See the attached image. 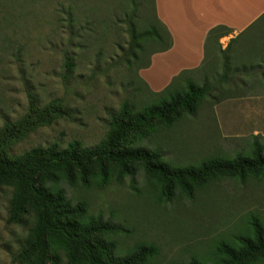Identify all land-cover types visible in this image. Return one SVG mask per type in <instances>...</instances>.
I'll return each mask as SVG.
<instances>
[{
  "label": "rangeland",
  "instance_id": "374dc122",
  "mask_svg": "<svg viewBox=\"0 0 264 264\" xmlns=\"http://www.w3.org/2000/svg\"><path fill=\"white\" fill-rule=\"evenodd\" d=\"M129 13L127 0H0V132L24 118L31 103L43 108L55 102L63 111L49 125L15 138L8 148L11 156L51 144L93 147L104 139L111 115L124 101L136 109L151 104L155 97L137 76L155 49L144 48L130 69L125 64L132 51ZM208 68L209 48L189 79L206 84ZM215 100L211 90L195 114H183L168 128L159 124L135 145L158 151L164 161L180 167L214 155H250L251 140L244 132L216 120ZM64 188L74 202L87 204L89 215L120 227L122 232L110 238L117 255L153 244L157 254L146 264L206 259L253 216L264 221V179L217 180L192 198L178 194L167 203L156 198L142 172L103 189ZM11 193L10 187L0 186V264H19L13 258L28 228V223L6 222Z\"/></svg>",
  "mask_w": 264,
  "mask_h": 264
},
{
  "label": "trees",
  "instance_id": "16d2710c",
  "mask_svg": "<svg viewBox=\"0 0 264 264\" xmlns=\"http://www.w3.org/2000/svg\"><path fill=\"white\" fill-rule=\"evenodd\" d=\"M127 3L132 51L125 64L130 69L140 60L139 52L144 48H154L151 55L166 52L173 40L157 17L155 0H127ZM228 31L223 26L209 30L205 50L209 48V39L218 40ZM66 65L71 68L70 62ZM149 65L150 59L139 70ZM194 70L180 72L158 93L151 92L137 76L155 98L139 109L124 101L119 111L111 115L104 139L93 147L71 142L64 148L51 144L16 156L8 153L15 138L47 126L63 115L61 106L55 102L43 108L31 103L24 118L4 126L0 132V186L12 189L6 222L28 223L23 244L14 255L15 262L61 264L65 259V264H146L157 254L153 244H139L125 256L117 255L116 244L110 238L122 232L120 227L89 215L87 204L82 200L74 202L64 185L103 189L112 181L121 183L125 177L142 172L156 198L167 203L178 194L192 198L197 190L217 180L264 179V147L256 138L248 156L237 154L227 159L214 155L196 165L182 167L170 165L158 151L135 145L144 132L159 124L168 128L183 114L196 113L212 86L208 84L209 70L204 77L206 84L200 86L189 79L188 74ZM259 263H264V221L253 216L242 231L220 241L208 258L191 264Z\"/></svg>",
  "mask_w": 264,
  "mask_h": 264
},
{
  "label": "crops",
  "instance_id": "0c3cea01",
  "mask_svg": "<svg viewBox=\"0 0 264 264\" xmlns=\"http://www.w3.org/2000/svg\"><path fill=\"white\" fill-rule=\"evenodd\" d=\"M158 19L172 36V47L150 57L139 76L151 92L162 91L184 70L205 59L207 33L229 31L209 39V85L218 121L244 132L264 147V0H155ZM207 46V45H206ZM238 122V123H234Z\"/></svg>",
  "mask_w": 264,
  "mask_h": 264
}]
</instances>
